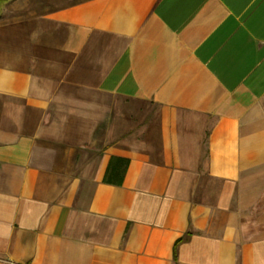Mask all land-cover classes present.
I'll return each mask as SVG.
<instances>
[{"label": "crops", "instance_id": "crops-1", "mask_svg": "<svg viewBox=\"0 0 264 264\" xmlns=\"http://www.w3.org/2000/svg\"><path fill=\"white\" fill-rule=\"evenodd\" d=\"M0 264H264V0H0Z\"/></svg>", "mask_w": 264, "mask_h": 264}, {"label": "rangeland", "instance_id": "rangeland-1", "mask_svg": "<svg viewBox=\"0 0 264 264\" xmlns=\"http://www.w3.org/2000/svg\"><path fill=\"white\" fill-rule=\"evenodd\" d=\"M57 2V0H53V3Z\"/></svg>", "mask_w": 264, "mask_h": 264}]
</instances>
